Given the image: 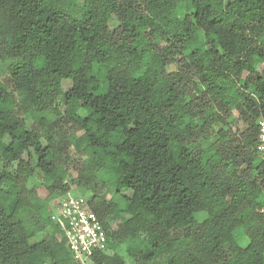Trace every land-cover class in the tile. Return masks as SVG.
Returning <instances> with one entry per match:
<instances>
[{
	"label": "trees",
	"instance_id": "1",
	"mask_svg": "<svg viewBox=\"0 0 264 264\" xmlns=\"http://www.w3.org/2000/svg\"><path fill=\"white\" fill-rule=\"evenodd\" d=\"M260 120L264 0H0V264H78L69 192L91 264H264Z\"/></svg>",
	"mask_w": 264,
	"mask_h": 264
},
{
	"label": "built area",
	"instance_id": "2",
	"mask_svg": "<svg viewBox=\"0 0 264 264\" xmlns=\"http://www.w3.org/2000/svg\"><path fill=\"white\" fill-rule=\"evenodd\" d=\"M256 149L264 155V120L258 122ZM50 219L65 239L72 259L78 264H91L94 255L107 248V233L86 198L66 193L58 201Z\"/></svg>",
	"mask_w": 264,
	"mask_h": 264
},
{
	"label": "rangeland",
	"instance_id": "3",
	"mask_svg": "<svg viewBox=\"0 0 264 264\" xmlns=\"http://www.w3.org/2000/svg\"><path fill=\"white\" fill-rule=\"evenodd\" d=\"M115 26H116V24H115ZM63 88L64 89H68L69 88V84L67 83V82H64L63 83ZM81 116H85V113L83 112V111H80V113H79ZM28 124H30V122H28ZM23 159H27L25 156L24 157H22ZM71 173L74 175L75 174V172H73V171H71ZM41 184H43V180H42V178L41 177H39V176H35V177H33L29 182H28V188H35L36 190H37V192H38V194H39V196L43 199V198H45L46 196H47V192H46V190H45V188L41 185ZM72 189H73V187H72ZM73 191V190H72ZM125 195H128V193H125ZM54 203H52L51 205H53ZM54 210V209H53ZM197 218H198V220L199 221H202L204 218H205V214L203 213H200V214H198L197 215ZM241 234V230H238V231H236V233H235V235L236 236H239ZM43 235H45V234H42V236H40L39 238H36V241L37 240H40V239H42V238H44V236ZM243 238H241V239H239V243L241 242L242 244H245L246 243V239H243ZM120 252H123V248L121 249V251ZM126 260H127V263L128 264H132L131 263V261H130V259L129 258H127L126 257Z\"/></svg>",
	"mask_w": 264,
	"mask_h": 264
}]
</instances>
